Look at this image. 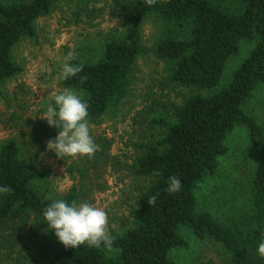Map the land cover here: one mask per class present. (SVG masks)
I'll list each match as a JSON object with an SVG mask.
<instances>
[{
    "label": "trees",
    "instance_id": "trees-1",
    "mask_svg": "<svg viewBox=\"0 0 264 264\" xmlns=\"http://www.w3.org/2000/svg\"><path fill=\"white\" fill-rule=\"evenodd\" d=\"M56 1H0V84L21 70L12 59L13 47L35 35V21ZM150 14L167 25L168 36L157 44L155 54L170 65L171 82L206 94L186 98L173 122L162 121L164 138L137 158L135 175L154 181L138 196L132 226L112 234L115 253L109 256L103 247L74 249L60 243L48 264H176L172 251L187 247L182 230L219 245L226 264H264L256 251L264 232V126L243 110L264 85V0H131L123 37L106 42L94 64L75 62L81 71L61 83L87 101L88 121L100 119L124 96L128 74L142 52L140 26ZM243 44L249 46L248 52L222 84L228 61ZM238 126L244 127L256 155L250 209L242 220L222 222L199 210L196 191L217 171L227 152L226 140ZM170 175L181 180L178 193L165 191ZM0 185L11 189L0 195V220L20 216L21 227L32 222L33 238L46 234L57 239L43 216L51 200L31 187V175L14 140L0 146ZM153 196L156 202L149 204ZM65 200L74 201V195Z\"/></svg>",
    "mask_w": 264,
    "mask_h": 264
},
{
    "label": "rangeland",
    "instance_id": "rangeland-1",
    "mask_svg": "<svg viewBox=\"0 0 264 264\" xmlns=\"http://www.w3.org/2000/svg\"><path fill=\"white\" fill-rule=\"evenodd\" d=\"M130 2L57 0L48 14L35 21V35L13 47L12 59L21 70L0 84V146L8 140L17 143L31 175V187L44 199H66L72 194L76 202L104 208L111 234H122L132 226L138 196L154 181L153 177L135 175L134 166L148 146L164 138L162 121L173 122L186 98L206 94L171 82L170 65L155 54L157 44L168 36L167 25L150 14L140 26L142 52L128 74L124 96L100 119L88 121L98 151L91 157H58L46 149L47 141L55 137V128L42 117L52 97L65 88L60 71L66 53L75 54L72 63L94 64L106 42L123 37ZM248 48L243 44L228 61L222 84ZM243 110L264 126V85ZM226 146L217 171L198 187L196 198L200 211H208L222 222H237L250 209L249 186L256 155L242 126L228 136ZM20 222V216L0 220V264H48L60 242L46 234L33 238L32 222L23 227ZM181 234L187 247L172 251L176 264H226L219 245L198 240L188 230ZM114 253L108 251L109 256Z\"/></svg>",
    "mask_w": 264,
    "mask_h": 264
},
{
    "label": "clouds",
    "instance_id": "clouds-1",
    "mask_svg": "<svg viewBox=\"0 0 264 264\" xmlns=\"http://www.w3.org/2000/svg\"><path fill=\"white\" fill-rule=\"evenodd\" d=\"M152 0H149L151 3ZM74 53L69 51L61 65L60 78L69 79L81 71V66L72 63ZM88 103L82 95L71 88L57 92L47 104L43 119L57 130L54 138L49 139L46 149L54 151L58 157L88 156L99 149L88 125ZM182 188L181 180L170 175L165 189L168 193H178ZM7 185H0V195L10 192ZM157 195H159L157 193ZM157 197L148 201L154 204ZM48 230H52L58 241L66 248L76 249L81 245L114 251V237L108 230V214L104 208L84 201L53 199L43 210ZM257 254L264 257V232L261 233Z\"/></svg>",
    "mask_w": 264,
    "mask_h": 264
}]
</instances>
